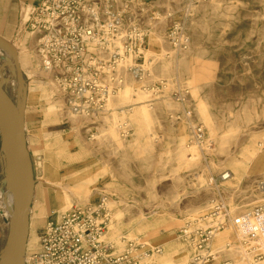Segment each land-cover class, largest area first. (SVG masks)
Segmentation results:
<instances>
[{
    "label": "rangeland",
    "instance_id": "rangeland-1",
    "mask_svg": "<svg viewBox=\"0 0 264 264\" xmlns=\"http://www.w3.org/2000/svg\"><path fill=\"white\" fill-rule=\"evenodd\" d=\"M42 1L8 0L7 7L0 8V36L16 52L20 69L18 78L14 56L0 42V85L15 104L27 110L25 136L34 179L28 239L40 243L44 227L55 219L46 192L65 176L72 189L81 182L83 191L99 190L87 208L94 209L99 200L108 199L110 219L103 237L110 222L121 232L138 215L147 218L143 234L122 239L120 249L126 245L138 253L151 250L156 258L147 264H159L161 253L155 252L165 253L177 243L187 246L189 257L184 263L175 258V264H191L194 249L183 229L211 227L217 204L227 214V227L219 232H224L222 242L217 238L210 245L211 252L219 254L213 264H264L261 230L241 235L229 223L264 207V191L258 190L264 172L253 174L254 184L246 197L237 194L245 187L244 181L236 182L232 176V162L246 170L253 149L264 152V0H148L156 12L147 21L149 33L139 54L132 52L120 59L116 75L86 76L91 84L106 89L104 96L100 91L77 95L65 90L61 75L43 69L38 30L33 27ZM196 10H201L200 15L189 33ZM180 14L184 21L179 33L183 32L187 47L177 50L169 35L171 19ZM116 46L122 45H110L108 50ZM176 56L183 58V67H177ZM31 57L36 61L33 74ZM169 60L163 73H152V61L158 65ZM35 80L50 81L56 87L62 100L60 113H45L46 103L34 88ZM82 99L89 108L101 99L105 104L95 114H87ZM181 127L187 130L183 142L175 134ZM198 127L201 139L194 135ZM176 171L178 181H174ZM226 175L231 177L222 179ZM4 188L0 187L3 193ZM211 199L214 202L207 204ZM114 203L126 209L118 212L120 207ZM200 203H206L203 214L180 217L185 208ZM5 223L0 216V233L2 228L6 239ZM39 251L30 248L25 255L28 259Z\"/></svg>",
    "mask_w": 264,
    "mask_h": 264
},
{
    "label": "built area",
    "instance_id": "built-area-1",
    "mask_svg": "<svg viewBox=\"0 0 264 264\" xmlns=\"http://www.w3.org/2000/svg\"><path fill=\"white\" fill-rule=\"evenodd\" d=\"M153 12L156 11L148 0H43L33 19V27L38 30L37 51L43 69L61 75L65 90L77 95L79 92L100 91L104 96L106 89L91 84L92 80L86 76L116 75L120 59L132 52L139 54L148 37L147 21L152 19ZM182 14L175 15L170 25L173 29L169 35L171 45L177 49L178 45L181 48L186 46L183 32L179 33L184 21ZM117 43H121V48L113 47L110 52V45ZM86 103L82 99V110L92 115L105 104L102 99L92 103L95 108H89ZM194 135L202 138L201 127L195 129ZM258 190L264 191V182L258 184ZM4 191V194H11L7 188ZM263 211L264 207H257L252 214L235 217L229 223L240 228L249 216L256 218ZM223 212V206L217 204L211 213V227L193 231L183 229L194 249L191 264H213L218 260L219 254L211 252L210 245L214 237L227 227V214ZM4 218L8 225L10 218L6 211ZM109 219L108 199L105 197L94 209H70L58 220L46 224L40 251L32 253L28 259L25 255V264L28 261L29 264H139L142 258L153 254L151 250L138 253L125 245L122 252L114 255L110 246L101 240ZM220 264L231 263L224 261Z\"/></svg>",
    "mask_w": 264,
    "mask_h": 264
},
{
    "label": "bare ground",
    "instance_id": "bare-ground-1",
    "mask_svg": "<svg viewBox=\"0 0 264 264\" xmlns=\"http://www.w3.org/2000/svg\"><path fill=\"white\" fill-rule=\"evenodd\" d=\"M28 1H34V0H28ZM8 0H0V8L7 7L8 5ZM203 9V8H202ZM192 11V10H191ZM201 11V10H200ZM200 11L196 10L194 18H192V21L190 22L188 26V32L192 33V31L195 28V23H197ZM205 10H203L204 12ZM0 38L3 40V38L0 36ZM26 40V38H25ZM180 42H177L176 44H179ZM25 45V44H24ZM177 50H181L182 48L178 45ZM187 47V45L185 46ZM28 53H31L30 49L28 50ZM10 54V53H9ZM12 55V53L10 54ZM30 61V72L33 74L34 70L36 68V61H34V58L31 57ZM19 66L22 69V65H20V60L19 57H17ZM151 62V61H150ZM153 62V61H152ZM150 63L152 65V73H160L164 72L168 67L170 66V60L166 62H160L158 65L155 63ZM176 62H177V67L181 66L183 67L184 60L180 56H176ZM156 64V65H155ZM35 90L38 91L39 98L43 100L46 104L44 105L45 108V113L47 115H52V113H60V107H62V100L60 99V95L57 92V89L54 85H52V82L50 81H42V80H35ZM12 87L14 89L17 88V84L15 82L11 83ZM128 91L125 93L127 95ZM141 97H144V94H141ZM144 111V110H143ZM27 110L25 111L26 115ZM210 122V121H208ZM187 130L186 127H181L177 128L175 130L176 136L179 138L180 142L184 141V136L186 135ZM262 143H260L261 145ZM264 144V143H263ZM261 147V146H260ZM249 166L244 170L240 166H237L235 162H232L234 164V180L237 182H240L239 180H243L245 183V187L242 189H238V195H243V196H248L250 194V190L252 189V185L254 184V178L253 174H263L264 172V152L263 148H255L252 151V158L249 160ZM177 172V171H176ZM176 179L174 181H178L179 175L178 172L175 173ZM257 176V175H256ZM226 177H231V175H226L222 179H225ZM174 179V178H173ZM203 181L200 183V188L203 186L202 185ZM76 185L74 188H70V185L65 182V176H63L59 181H55L52 184L51 189H48L46 194V201L48 203V208L51 210V212L56 213V217L53 220H58L61 215L65 214L70 210V208L74 205L80 208H87L88 203L92 198H94L95 194L99 192L98 189L95 191H83L82 188V183L77 182L75 183ZM175 183L173 185V188L175 189ZM227 189H225L226 191ZM206 193H208L207 190H205ZM218 194L220 193L219 188H217ZM231 190H229V193ZM215 199H211L207 204H210L211 202H214ZM12 196L11 194H4L2 191H0V216L4 217V212L6 211V208H11L12 207ZM228 204H233L232 200L228 201ZM114 205L117 207H120L117 211H121V209H126V206H121L119 203H114ZM114 206V207H115ZM12 209V208H11ZM206 211V203H200V204H194L190 205L187 208L184 209V211L180 212V217H187V216H193V215H199L203 214ZM172 218V217H171ZM175 216H173L172 219H174ZM143 215H138L134 220V224L130 226L129 229L126 231H121L118 232L116 230L115 224L113 222H110V225L108 226L107 230L108 233L106 236H102V241H104L106 244H108L113 250H115L114 253L120 252L121 249V242L122 239H131L135 234H143V227H146L148 225V221L146 220ZM42 220V219H41ZM198 221V220H197ZM240 234L245 235L248 232H253V231H258L259 229L261 230V233L264 238V211L260 215H258L255 220L247 219L245 221V224L241 226L240 228ZM8 232V231H7ZM219 233L215 240L218 238V242H222V236H220ZM243 237V236H242ZM238 238V236H237ZM104 239V240H103ZM214 240V241H215ZM264 241V239H263ZM226 244V243H225ZM30 248H34L35 250H40V243L38 240H33L31 241L30 236L29 239L27 240V246H26V252L28 255V251ZM158 253H161V256L158 257V262L159 264L162 263L163 261L165 264H175V258L176 260L184 263L188 260L189 254H188V248L185 244L182 243H177L176 246H168L167 249L165 250V253L159 251ZM155 257V254L153 253L152 255H148L141 260V264H147L148 262L152 261V258ZM156 258V257H155Z\"/></svg>",
    "mask_w": 264,
    "mask_h": 264
},
{
    "label": "water",
    "instance_id": "water-1",
    "mask_svg": "<svg viewBox=\"0 0 264 264\" xmlns=\"http://www.w3.org/2000/svg\"><path fill=\"white\" fill-rule=\"evenodd\" d=\"M0 42L11 50L19 78L16 52L1 38ZM0 138L4 155L5 187L13 198V208H6L10 219L8 225H4L8 233L0 255V264H25L30 205L34 192L33 171L25 136V110L11 100L1 85Z\"/></svg>",
    "mask_w": 264,
    "mask_h": 264
},
{
    "label": "crops",
    "instance_id": "crops-1",
    "mask_svg": "<svg viewBox=\"0 0 264 264\" xmlns=\"http://www.w3.org/2000/svg\"><path fill=\"white\" fill-rule=\"evenodd\" d=\"M4 155L3 152L1 150V138H0V187H4L5 186V173H4ZM5 239V233L3 232L2 228H1V233H0V242L3 241ZM6 241V239H5ZM3 249L1 250L0 248V255L2 254Z\"/></svg>",
    "mask_w": 264,
    "mask_h": 264
}]
</instances>
